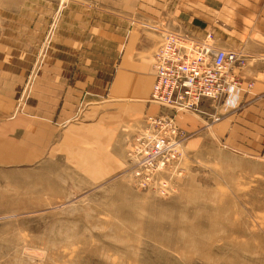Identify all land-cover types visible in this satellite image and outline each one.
I'll list each match as a JSON object with an SVG mask.
<instances>
[{
	"label": "rangeland",
	"instance_id": "374dc122",
	"mask_svg": "<svg viewBox=\"0 0 264 264\" xmlns=\"http://www.w3.org/2000/svg\"><path fill=\"white\" fill-rule=\"evenodd\" d=\"M136 106L100 133L68 126L41 157L12 160L0 138V264H264V109L245 107L238 131L179 113L164 187L131 169Z\"/></svg>",
	"mask_w": 264,
	"mask_h": 264
},
{
	"label": "crops",
	"instance_id": "0c3cea01",
	"mask_svg": "<svg viewBox=\"0 0 264 264\" xmlns=\"http://www.w3.org/2000/svg\"><path fill=\"white\" fill-rule=\"evenodd\" d=\"M168 31L210 34L245 55L233 68L241 89L218 105L217 120L204 101L205 120L238 131L245 107L264 109V0H0V138L12 160L41 157L73 124L102 132L122 104L156 113L147 103L153 54Z\"/></svg>",
	"mask_w": 264,
	"mask_h": 264
},
{
	"label": "built area",
	"instance_id": "2783aa9c",
	"mask_svg": "<svg viewBox=\"0 0 264 264\" xmlns=\"http://www.w3.org/2000/svg\"><path fill=\"white\" fill-rule=\"evenodd\" d=\"M244 63L242 52L214 45L210 34L201 40L184 31L164 35L153 54V83L147 99L158 111L143 117L129 150L136 177L149 182L176 168L182 143L188 137L176 116L197 112L206 100L221 104L230 90L241 89V79L233 68ZM157 180L167 186L166 181Z\"/></svg>",
	"mask_w": 264,
	"mask_h": 264
}]
</instances>
